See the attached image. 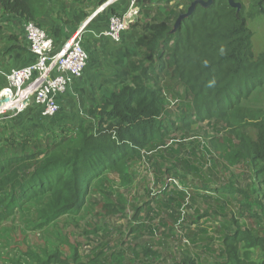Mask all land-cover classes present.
I'll list each match as a JSON object with an SVG mask.
<instances>
[{
    "label": "trees",
    "instance_id": "obj_1",
    "mask_svg": "<svg viewBox=\"0 0 264 264\" xmlns=\"http://www.w3.org/2000/svg\"><path fill=\"white\" fill-rule=\"evenodd\" d=\"M67 1L81 0H0V10L33 22L37 8L56 5L64 13ZM93 1L101 6L108 0ZM196 1L138 0L142 18L132 27L138 31L139 56L130 61L128 82L89 111L86 125L44 137L7 138L0 146V220L34 204L44 205V222L52 215L71 216L86 207L93 185L107 170L125 179L129 164L143 159L153 170L161 194L133 205L139 225L131 230L147 240L124 247V239L111 241L105 233L88 263L80 255L63 259L54 252L44 254L43 264H211L215 259L214 264H259L245 257L264 251V117L253 125L256 137L249 138L240 129L250 124L241 123L233 108L257 88L258 96L264 93V56L255 55L248 25L256 9L264 15V0H234L240 9L214 0L185 17ZM204 122L219 136L211 140V152L225 143L244 163L248 172L235 175L239 180H232L220 157L213 160L207 151L205 156L201 142L188 149L171 140L173 130L183 132V141L200 138L191 128ZM168 178L179 180L183 190L173 185L166 191L161 184ZM244 179L249 184L243 189ZM187 207L193 209L190 218ZM204 207L209 211L203 217L217 225L192 230L188 222L201 218ZM151 247L164 252L161 261L150 259L158 254Z\"/></svg>",
    "mask_w": 264,
    "mask_h": 264
},
{
    "label": "rangeland",
    "instance_id": "obj_2",
    "mask_svg": "<svg viewBox=\"0 0 264 264\" xmlns=\"http://www.w3.org/2000/svg\"><path fill=\"white\" fill-rule=\"evenodd\" d=\"M123 1H125L126 10L131 0ZM228 1L230 3V0ZM243 2L248 4L246 0H243ZM231 5L237 9L241 7L240 3L238 4L234 0ZM100 8H95L92 15L96 14ZM258 10L256 9L248 25L253 33L252 44L254 53L257 57H262L264 56V15L259 13ZM247 11L249 13L250 9H247ZM113 12L115 10L111 11L110 9L105 12L104 19L108 21L109 16L115 14ZM96 17L98 18V16ZM140 18L142 17L139 16L138 20ZM135 32H137L138 36V31L135 29L133 32L129 31L126 37L127 41H130L132 48L128 57L119 51V47H123V44L115 46L111 42L105 41L104 47H101V42L98 43L90 37H86L84 40L85 48L89 52L90 63L83 80L84 83H90L89 90L82 94L78 92L69 94L63 106H61L60 113L55 118L42 119L36 108H32L31 111L28 110L29 112L26 111L18 116L12 113L2 116V119H6L0 121V146L7 138L22 139L24 134L44 137L53 133V131L61 132L64 129H78V127L86 125L89 111L100 102V97L109 90L107 85H105L107 89L102 88L103 86H98L99 79L108 81L112 77L115 67L119 65L127 67L130 59L138 55L134 46L137 41L133 36ZM260 89L261 87L255 89L249 97L242 98L241 104L233 108L234 115L239 118L241 123L250 124L240 129V132L246 134L249 138L256 137V129L253 125L261 122L264 117V93L258 96ZM93 125L90 123L87 126ZM191 130L192 134L198 133L202 136H199L200 138H187L183 141V132L173 130L170 133V138L176 142H184L183 144L188 145V149L193 146L194 141L201 142L204 148L203 154L207 156L206 151L211 153L209 156H213L215 158L213 160L220 157L222 164L231 174L232 180H239L235 175L238 176L248 172L243 162L234 159L235 151L229 152L226 150L227 145L225 143L217 144L216 149L211 152L210 142L213 138H218L219 136L217 132L209 127L208 122L193 125ZM233 140L237 145L240 142L237 137ZM173 141H170V143ZM238 153L236 154L237 156ZM129 165V169L125 171V179H123V173L120 175L113 170H107L93 185L86 207L80 213L63 218H55L52 215L53 217H47L44 222L43 216L46 215L44 205L34 204L21 213L15 212L9 218H2L0 220V264H43L46 262L43 259L44 254L48 255L54 252H58L63 259H71L74 255H80L79 260L88 263L89 259L92 258V252L98 250L101 244L105 242L103 238L105 233L107 234V239L111 241L116 238L124 239V247L130 243H135V241L147 240L146 238L149 237L146 235H142V239H137L135 233L131 230L132 227L139 225L137 218H134L136 214L133 205L137 203L139 205L142 202L141 198L150 200L161 193L159 188H157L149 162L143 159ZM216 173L218 174V171ZM229 173L226 176L227 180L222 181V184L229 180ZM248 184L249 181L245 179L241 181L243 189ZM173 185L176 190H183V184L179 180L173 181L168 178L161 184L163 188L168 187L166 191L173 189ZM148 193H150L149 199H147ZM40 201L49 203L46 199ZM149 204L151 205L152 202H149ZM114 210L119 212H109ZM141 211H143V207L139 210V216ZM206 211L209 210L205 207L202 208L201 218L194 216L193 222L190 223L189 221L187 225L191 224L192 230L200 226L212 229L213 226L217 225V220L203 217V213ZM232 211L236 215L237 210ZM185 212L188 218L193 216L192 207H187ZM210 213L214 212L210 211ZM144 215L145 213L142 214V216ZM236 217L239 221L240 217L238 215ZM246 221L247 223L249 222L248 218H246ZM244 222L245 220L241 218L240 225ZM155 224L157 225L158 222H155ZM176 226L177 232L180 233V225ZM142 246L143 242L139 243L137 251H140ZM150 251L158 253L151 255L152 258L150 259L154 262L161 261L165 255L164 252L158 250V247H151ZM245 259L260 264L264 261V251L253 253L251 256H246ZM214 261H218V259ZM214 261L211 264H214ZM56 264H58L57 261Z\"/></svg>",
    "mask_w": 264,
    "mask_h": 264
},
{
    "label": "built area",
    "instance_id": "obj_3",
    "mask_svg": "<svg viewBox=\"0 0 264 264\" xmlns=\"http://www.w3.org/2000/svg\"><path fill=\"white\" fill-rule=\"evenodd\" d=\"M117 1L110 0V3ZM137 1L131 0V6L125 13L111 16L109 28L103 36L116 44L121 43L123 34L138 20ZM105 7L108 5L100 10ZM99 12L93 14L60 49L56 48L49 34L34 22L25 24L28 49L36 60L32 65L4 75L8 86L0 91V118L7 113L18 116L32 107H37L43 118L56 116L60 111L58 98L70 91L88 67L90 55L84 39L89 23Z\"/></svg>",
    "mask_w": 264,
    "mask_h": 264
},
{
    "label": "crops",
    "instance_id": "obj_4",
    "mask_svg": "<svg viewBox=\"0 0 264 264\" xmlns=\"http://www.w3.org/2000/svg\"><path fill=\"white\" fill-rule=\"evenodd\" d=\"M116 3L118 4L115 5ZM66 5L67 10L64 13H61V11L58 9V6L56 5H51L49 6V8H46V10H44V8H37L35 14L36 21H33L34 23L37 22L43 30H45L52 36L51 37L49 35L54 40L57 49H60L62 45L66 43L74 35V33H76L78 29L92 17V13H94L95 8L99 9L104 5H108V7H105L103 10H98V12L100 11L97 15L98 18L96 17L89 23L87 27L88 32L85 38L90 37L92 40H95L98 43L101 42V47H104L105 41H109L115 46H120L123 44V47H119V51L126 57L129 56L132 48L130 45V41H127L126 37L129 31L133 32L135 30L134 27H132L133 29L130 28L129 31L123 34L122 41L119 44H116L111 39L103 36V33L108 30L109 19L112 16H109L108 21H106V19H104V13L109 9H115L116 14H123L127 10H129L131 1L129 2L128 8L126 10L125 1L122 2V0H119L113 4L110 3V0H108L101 6H95V2L93 0H81L79 1V3L67 1ZM26 23H28V21L26 22L23 17L4 15L2 13V10H0V91L8 86L7 80L4 76L5 74H8L12 70H18L32 65L36 60V58L29 52L28 49V42L26 40L24 31ZM133 36L136 40L137 32L133 33ZM134 46L136 47V52L138 55L132 57L130 61L139 56V49L136 43L134 44ZM130 61L128 62L127 67H125L124 65L115 67L113 75L108 81H106L105 79H99L98 86H103L102 88H105V85H107V88H109L108 92L100 97L99 100H102V98L109 96L111 92L118 91L128 82L130 77ZM88 68L89 64L87 69ZM87 69L85 70V73ZM85 73L81 80L74 83L69 92L58 98L60 109L69 94L73 92L82 94L89 90L88 87L90 83H84L83 80ZM32 108H36L39 111V116L41 117L40 110L37 107ZM32 108L28 110L31 111ZM5 119L6 118H0V121Z\"/></svg>",
    "mask_w": 264,
    "mask_h": 264
},
{
    "label": "water",
    "instance_id": "obj_5",
    "mask_svg": "<svg viewBox=\"0 0 264 264\" xmlns=\"http://www.w3.org/2000/svg\"><path fill=\"white\" fill-rule=\"evenodd\" d=\"M213 1H214V0H207L206 2L203 1V0H198V1H196V2L191 6V8H190V10H189V13H188L185 17H187V16H189L190 14H192V13L194 12L195 8H196L198 5H200V6L203 7V8H208V7L213 3ZM232 2H233V0H230V5H231ZM231 6H232V5H231ZM232 7H233V6H232Z\"/></svg>",
    "mask_w": 264,
    "mask_h": 264
},
{
    "label": "clouds",
    "instance_id": "obj_6",
    "mask_svg": "<svg viewBox=\"0 0 264 264\" xmlns=\"http://www.w3.org/2000/svg\"><path fill=\"white\" fill-rule=\"evenodd\" d=\"M21 114H23V113H21ZM21 114H19V115H21ZM40 114H41V112H40Z\"/></svg>",
    "mask_w": 264,
    "mask_h": 264
}]
</instances>
